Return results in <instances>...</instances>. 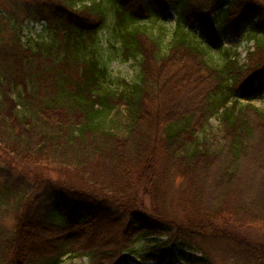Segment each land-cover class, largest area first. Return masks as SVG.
Returning <instances> with one entry per match:
<instances>
[{"label":"trees","instance_id":"trees-1","mask_svg":"<svg viewBox=\"0 0 264 264\" xmlns=\"http://www.w3.org/2000/svg\"><path fill=\"white\" fill-rule=\"evenodd\" d=\"M22 1L17 9L44 21L47 35L33 48L22 46L16 34L0 40V147L21 165L52 162L78 175L27 182L3 170L0 206L6 211L10 204L17 226L15 237L0 226V264H59L65 255L87 256L90 264H121L139 240L165 236L143 256L161 263L178 240L200 250L193 245L195 235L250 243L243 230L253 226L264 237L258 199L264 194V110L249 103L264 93V85L253 84L264 83V61H253L264 53L257 40L264 38V0L240 5L243 27L255 41L245 63L230 48L221 60L210 54L226 33L218 14L229 16L236 0L206 4L204 12L192 0ZM170 10L177 18L165 41L160 27L145 23ZM187 11L206 31L205 44L184 28ZM106 26L113 54L134 66L133 79L122 80L120 88L109 74L113 59L103 55L100 30ZM193 80L195 106L172 117L168 107L177 95L170 91L179 93ZM172 81L178 84L168 85ZM161 117L168 119L160 122ZM213 118L216 131L209 128ZM27 151L36 157L25 162ZM160 161L183 184L177 203L184 223L169 220L163 205L169 194L152 175ZM38 228L53 235L41 240L44 253L34 257L26 239ZM6 250L12 257L2 260ZM243 254L245 264H264L257 247H246ZM180 255L183 264H214L206 254Z\"/></svg>","mask_w":264,"mask_h":264},{"label":"rangeland","instance_id":"rangeland-1","mask_svg":"<svg viewBox=\"0 0 264 264\" xmlns=\"http://www.w3.org/2000/svg\"><path fill=\"white\" fill-rule=\"evenodd\" d=\"M192 1L193 3H195L194 6L197 11L204 12L207 11L205 7L206 4L209 5L210 8H212V6H215L217 0ZM226 1L227 4L233 3L232 0ZM249 1L253 0H236L235 3H237V6L235 5V7H232L229 16L224 17L218 14V20H220L221 26L224 27L223 31L226 33L222 38L221 47H210V54L213 55H211V58H213V60H221L224 57L223 52L227 48H230L231 52H236L238 54L239 63L246 62L248 52H255V41L250 40L251 38L249 37V35L252 33L251 31H249L248 28L243 27V21L239 17V14L242 9V6L240 5L242 3L246 4ZM22 5H24V2L22 0H0V40L10 41L11 37L16 34V36L21 40L22 46L33 48L36 46V43L46 37L47 34L44 30L46 24L44 21H35L31 17H28L26 13H22V10L17 9V7H21ZM184 16H186L185 21H182L185 25L184 28L186 30L191 29V33L195 32V35L201 38L202 42L205 44L206 42L204 37L206 31H203V29H201L203 26H201L196 17L191 15L190 11H187ZM205 17L206 16L203 15V19ZM176 18V12L170 10V15H167L164 18L159 19L158 21L156 20L155 23H153L152 21H147L145 24L148 27H154V29L160 27L165 34V41H168L172 36V32L176 24ZM238 19H240L239 22ZM100 35L102 39V48L104 49L103 53H105L103 55H106L107 57H111L113 59L108 67L109 74L114 81V85L119 86L118 88H120L122 86V80L130 82V80L133 79V76L135 75L134 66L131 64V61L122 62L119 55L113 54V51L109 47V43H112L113 40L111 38L112 31L110 27H103L100 30ZM108 39H110V41H108ZM257 40L259 43L264 44V38L262 39L261 36L257 38ZM118 45L119 43L116 41L115 46L118 47ZM254 60H259V62H263L264 53L263 55H255L253 61ZM181 74L182 72L176 75L181 76ZM246 76L247 73L244 72L241 75V78H246ZM195 81L196 80H193V83L188 82V84L184 82L185 86H182L183 88L179 93V90L176 92L177 89L174 88L170 91V94H172L173 91V93L177 95L174 96L176 98L172 102H170L168 107L171 113L174 112L172 117L178 116L179 111H188L195 106L197 101V98L194 97ZM171 83H174V85L178 84L176 81H172L168 85H170ZM253 84L255 86H257V84H260L262 86L264 85L261 80L259 81L257 79L253 80ZM188 86H191L193 88H189ZM177 88L179 89L178 86ZM241 102L244 103L245 100L241 99ZM249 103L263 111L264 93H259V95H257L254 99L250 100ZM167 119L168 117H161L159 118V121L164 122ZM147 128H150L149 125H147ZM209 128L213 131H216L219 128V125L217 124V120L215 118L210 120ZM30 152L31 151H27L26 154H24L25 162L26 160H31L36 157L35 154H31ZM33 152L35 153V151ZM7 163L11 164L14 168L8 167ZM6 169H9L13 175H19L20 177L24 178V180H27V182H34V180L36 179H39L40 181V179L42 178L53 181H61L65 179L72 180L74 176L78 175V173L76 172L77 170L61 168L58 164L52 162H33L32 160L30 164L23 163V165H21V163L15 160V157L13 155L3 153V149L0 147V184L4 181L6 177L5 174H3V170ZM154 172L156 174L154 177L156 183L160 184L161 186L164 182L166 184L164 187L160 186V190H166L169 194L168 204L166 205V203L163 204L164 202H162V204L166 206L165 209L169 213V220H175V223H184V221H181L184 215L180 212V206L179 203H177L178 199L181 197L180 191L183 189V184H180L179 178H174V176L171 175V171L161 161L158 164V167L155 168V170L153 171V176ZM73 182L76 184L79 181L76 180ZM144 183L148 189V179H145ZM39 187L40 185L38 186V188ZM261 187L264 188L263 186ZM257 189L258 186L253 191ZM243 199H245L244 196L240 200ZM250 199L251 196L246 198V200L249 201ZM258 199L261 200L264 208V194H262V196H260V198ZM145 203L147 204V202ZM161 207L163 208V206ZM2 208L3 206H0V226L5 229V234L8 237H15V231L17 226L16 213L13 211L12 208H10V204L7 207L6 211H3ZM217 224H219V222ZM219 225L222 226L221 224ZM228 225H230V227L233 226L232 224ZM37 230L39 231L37 235L35 234L34 236H32L31 239H26L27 246L31 247V249L33 250H36L34 257H38L44 253V244L41 242V240L53 235L50 232H43L39 228ZM260 232H262L260 228H254L253 226H249L248 228L243 230V233L249 239H251L248 240L250 243H234L230 240H213L207 237L206 235H195L193 245L199 247L200 250H196L193 246L189 247L184 241L178 240L175 243L173 253L168 255L165 260L161 263L143 260V256L146 254V251L151 246L152 242L163 241L165 239V236L155 238L149 237L141 239L134 245H132L129 250L125 252L126 257L122 260L121 264H183L182 257L180 255L181 253H183L185 256L190 255L194 258L199 257L201 254H206L212 259L214 264H245V256L243 254V251L246 247L250 248V250L254 247H257L261 252H264V237L261 236L262 234H259ZM122 248L123 247L121 246L118 248V250H116L114 255L117 258H120L123 255ZM11 257L12 251L6 250L4 258L2 260L11 259ZM59 264H90V262L89 258L84 255H77L74 257L65 255L61 258V262Z\"/></svg>","mask_w":264,"mask_h":264}]
</instances>
